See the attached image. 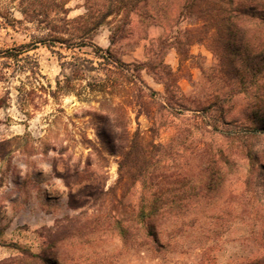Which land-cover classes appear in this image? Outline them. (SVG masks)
<instances>
[{"label":"rangeland","instance_id":"1","mask_svg":"<svg viewBox=\"0 0 264 264\" xmlns=\"http://www.w3.org/2000/svg\"><path fill=\"white\" fill-rule=\"evenodd\" d=\"M179 1L148 0L147 10L121 9L92 28L78 17L87 6L107 12L114 0H0V262L22 264L17 247L37 253L50 246L58 264H264V75L243 90L227 72L235 64L251 79L247 68L263 66L264 25L239 32L235 63L206 42L183 46L182 55L171 46L161 52L189 96V109L181 110L165 105L164 86L147 69L140 70L144 84L133 71V64L155 60V39L183 41L184 29L200 25L194 14L178 15ZM21 44L29 45L26 52L5 56ZM93 44L119 58L120 68L103 65ZM77 57L95 69L71 88L57 87L70 72L61 63ZM153 72L159 77L158 68ZM209 98L216 103L202 111ZM103 100L117 110L109 113ZM116 111L125 118L115 119ZM220 115L214 129L208 120ZM193 119L214 134L197 142L189 134ZM111 129L119 144L124 129L139 130L144 144H175L151 168L187 181L163 184L169 213L155 218L158 247L136 221L141 186L129 175L118 181ZM246 146L258 155L251 172Z\"/></svg>","mask_w":264,"mask_h":264},{"label":"trees","instance_id":"2","mask_svg":"<svg viewBox=\"0 0 264 264\" xmlns=\"http://www.w3.org/2000/svg\"><path fill=\"white\" fill-rule=\"evenodd\" d=\"M108 1L112 2V0ZM114 2L115 4L112 2L113 6L111 5L110 10L107 12H102L98 9L94 10L92 6H87L86 16H80L78 19H80L82 22H85L86 25L89 24L92 26V28H96L101 24L108 14L118 12L121 9L127 12H132L135 9L147 10L149 4L148 0H114ZM184 14H194L199 20L200 25L193 30L184 29L182 31L183 41L181 40L182 38H178L177 35L173 37L172 41L162 38V36L155 39L153 42H157L159 44V52L155 56V60L133 64V71L136 74L135 77L140 79V82L143 84L145 83L143 80H141L140 76V70L145 68L149 71L154 80L157 79L163 84L166 94L164 100L165 105L177 106L181 110L189 109V96L185 95L181 91L175 73L172 71L170 66L164 63L161 52L165 51L167 47L171 46L176 50L178 55H182L183 46H189L195 42H206L214 53L221 51L224 53V57L227 60L235 63L237 60V49L234 45L239 32L244 33L246 28L248 29V27L255 25L256 22H260L264 25V0H180L178 2V15L182 17ZM127 17L128 14H126L125 19L121 21L122 27L124 23L128 22ZM153 18L156 19V21H160L156 16L153 17V15H148L149 20H152ZM119 27H117V30L115 29L114 31H111L109 36L110 44L115 42L116 35L118 32L122 31V28L120 29ZM54 39H56L58 42H62L64 40V38ZM28 46V44H21L12 50H5V56L17 58L19 55L27 51ZM93 46L97 49L94 53L103 61V65H110L116 69L120 68L122 62L119 58L114 57L109 51H106L107 54H103L102 51L99 52L97 46L94 44ZM27 58L28 57H26V59ZM262 62L263 66L261 68L257 69L253 68L252 66L249 67V69L247 68V71L249 70L252 72L251 79H248L247 72H245L244 68V70L242 69L241 71L235 64L232 68H230V70L228 69L227 72H235L234 74L238 76V79L240 78L239 85L244 90L253 81V77H255L257 73L259 74V77L264 75V58ZM61 66L63 68H66L67 66L70 72L63 74V82H60L59 80L57 81V87L59 88H71L74 79L77 77L82 78L85 76V72L95 69L90 60L79 57L74 58L72 61L62 62ZM154 67L160 70L159 77L155 74V72H153ZM95 84L102 88L105 85V79L99 77L97 83ZM209 99V102H207L202 111L207 112V110L210 108V105L216 103L215 99ZM101 106H105L109 110V113L110 111L113 112L114 110H117V107L109 103L107 100H103L101 102ZM109 113H106V119L110 117H108V115H110ZM145 114L150 117L151 120H153V116L151 114ZM116 118L122 120L125 118V114L119 113L118 111L115 119ZM220 119H223V116H211V119H209L208 122L214 129H216V123ZM154 126L155 123L153 120V126L150 128V131L154 130ZM260 126L264 129V123H261ZM214 129L203 130L199 122L193 119L189 134H195L196 141L201 142L203 139H205V134L213 135ZM255 135L256 134H247L246 138L250 139ZM106 137L109 150L111 152L119 153L120 156L118 161V181H124L126 178L125 175H129L141 186L137 203V212L135 215L136 221L140 225L141 230L144 231V235L149 236L153 245L158 247L160 242L155 229V218L156 216L169 213V211L164 209L162 206L167 193V189H165L163 184L166 183L167 185H171L187 181H185L184 178L172 179L170 175L165 173L154 174V171L151 168L156 166L157 161L161 162V160H164L166 156L170 154L169 150L174 148L175 144L169 143L167 146H164L163 144L156 143L154 141L144 144L142 142L143 136L139 130H136L131 135H129L124 129L122 136L119 135L118 139H125V144H119L116 141L117 134L113 129L108 131V135ZM210 137L212 136H209V138ZM184 140L188 141L187 137L183 138V141L181 140V142H184ZM242 151L243 156L248 160L247 171L251 172L252 170L256 169V165L258 164V155L247 146L243 148ZM217 153L222 155L220 150ZM152 156H160V158L153 164ZM260 166L262 168L264 167L261 163ZM262 184L264 185V176ZM183 193L187 192L183 191ZM180 199L181 198L179 197L177 198V200ZM17 248L21 253L19 259H23L24 262H22V264H58L57 260L52 255L50 246H45L37 253L26 248ZM4 262L5 261H2L0 264H6Z\"/></svg>","mask_w":264,"mask_h":264}]
</instances>
